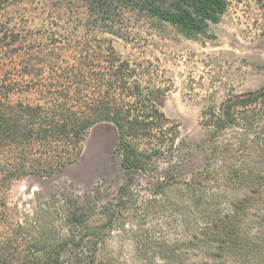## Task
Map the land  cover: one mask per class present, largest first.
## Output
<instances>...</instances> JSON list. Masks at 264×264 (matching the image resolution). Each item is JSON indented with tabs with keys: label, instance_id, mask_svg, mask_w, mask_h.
<instances>
[{
	"label": "trees",
	"instance_id": "trees-1",
	"mask_svg": "<svg viewBox=\"0 0 264 264\" xmlns=\"http://www.w3.org/2000/svg\"><path fill=\"white\" fill-rule=\"evenodd\" d=\"M9 1L0 0V9ZM49 4L53 9L63 8L71 18L83 7L87 10L88 28L75 41L55 30L46 31L43 43L24 47L17 44L19 34L0 22V48L6 55L24 53L4 69L0 78V188H9L13 180L25 175L48 177L62 170L75 162L89 128L109 123L116 130L114 154L123 178L118 197L135 203L138 196L132 193V186L144 178L153 194L150 203L172 201V206L180 211L178 215H182V205L188 201L193 230L186 242L204 247L194 264L249 261L260 250L264 254V169L238 167L222 176L224 162L220 168H211L212 160H208L203 170L189 180L181 178L182 166L193 147L209 148L212 159L226 161L229 146H219L216 140L230 128L242 130L237 138L247 150H264V125H258L250 110L253 105L264 103V86L227 96L217 111H203L207 132L204 143L195 145L180 135L179 124L156 105L155 99L165 93V87L157 84L156 75L138 74L129 60L118 53L112 38H124L121 28L115 26L122 9L138 19L169 25L186 38H211L207 33L209 24L220 20L229 1L51 0ZM77 27L76 23L70 32H76ZM34 49L38 51L36 56L32 54ZM65 52L71 55L70 59H64ZM251 131L254 133L249 138ZM162 162L166 163L165 168H161ZM210 180L214 192L204 200L202 190ZM226 188L236 189L232 193L238 191L239 196L221 205ZM247 211L255 217L252 229L242 223ZM79 224L84 230L92 227L85 220H79ZM104 242L97 232L91 259ZM84 243L80 244V252L74 254L75 259L84 258L83 251L88 247ZM161 256L172 260L171 264L180 263L178 253ZM68 262L55 250L41 255L27 252L23 256L0 253V264Z\"/></svg>",
	"mask_w": 264,
	"mask_h": 264
},
{
	"label": "rangeland",
	"instance_id": "rangeland-1",
	"mask_svg": "<svg viewBox=\"0 0 264 264\" xmlns=\"http://www.w3.org/2000/svg\"><path fill=\"white\" fill-rule=\"evenodd\" d=\"M50 1L11 0L0 9V22L19 34L18 45L43 43L44 33L54 30L71 41L82 38L88 28L87 10L79 7L71 18L63 8H51ZM228 1L220 20L209 24L211 38H186L169 25L138 19L126 9L120 10L115 24L124 38L112 37L116 50L129 60L131 68L138 74L156 75L157 84L165 87V93L155 99L156 105L179 124L180 135L195 145L204 143L207 132L203 111H217L227 96L264 86V0ZM76 23V32H70ZM22 52L11 56L0 48V78L4 69L24 56ZM37 52L32 50L34 56ZM62 56L70 59L71 55L65 52ZM251 108L258 125H264V103ZM241 131L230 128L216 140L219 146H229L226 161L212 159L209 148L193 147L182 166L181 178L189 180L208 160H212L211 168H220L224 162L222 176L238 167L264 169V150L242 146L237 138ZM116 142L111 124H96L86 132L75 162L51 176L25 175L13 180L9 188H0V253L23 256L55 250L68 264H171L172 260L161 255L172 252L180 256L179 264H194L204 247L186 242L193 230L189 202L182 205V215L172 201L150 203L153 194L144 178L132 186L138 200L132 204L122 201L118 197L123 178L114 154ZM160 166L165 168L166 163ZM207 184L202 190L204 200L214 192L211 180ZM234 190L224 191L221 205L237 199L239 194L232 193ZM250 212L243 215L242 223L252 229L255 217ZM75 216L79 218L75 220ZM79 220L96 228L84 230ZM97 232L105 242L91 259ZM82 241L88 246L84 258L75 259ZM262 252L249 261L228 260L226 264H264Z\"/></svg>",
	"mask_w": 264,
	"mask_h": 264
}]
</instances>
